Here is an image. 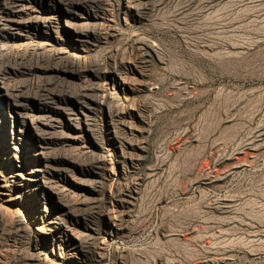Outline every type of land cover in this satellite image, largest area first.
I'll return each mask as SVG.
<instances>
[{
  "label": "rangeland",
  "instance_id": "rangeland-1",
  "mask_svg": "<svg viewBox=\"0 0 264 264\" xmlns=\"http://www.w3.org/2000/svg\"><path fill=\"white\" fill-rule=\"evenodd\" d=\"M0 264H264V0H0Z\"/></svg>",
  "mask_w": 264,
  "mask_h": 264
}]
</instances>
